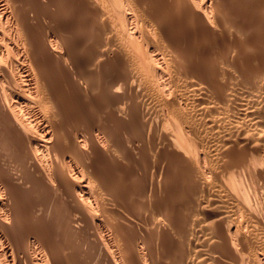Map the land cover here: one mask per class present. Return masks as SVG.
<instances>
[{"label": "bare ground", "instance_id": "bare-ground-1", "mask_svg": "<svg viewBox=\"0 0 264 264\" xmlns=\"http://www.w3.org/2000/svg\"><path fill=\"white\" fill-rule=\"evenodd\" d=\"M0 264H264V0H0Z\"/></svg>", "mask_w": 264, "mask_h": 264}, {"label": "rangeland", "instance_id": "rangeland-1", "mask_svg": "<svg viewBox=\"0 0 264 264\" xmlns=\"http://www.w3.org/2000/svg\"><path fill=\"white\" fill-rule=\"evenodd\" d=\"M128 165V164H127Z\"/></svg>", "mask_w": 264, "mask_h": 264}]
</instances>
